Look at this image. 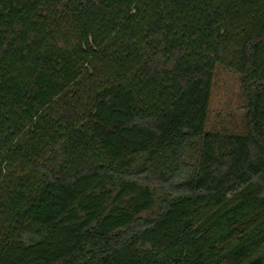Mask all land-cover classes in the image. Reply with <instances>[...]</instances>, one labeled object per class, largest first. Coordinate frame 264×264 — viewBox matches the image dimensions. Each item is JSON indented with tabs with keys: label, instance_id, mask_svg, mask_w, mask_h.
I'll return each mask as SVG.
<instances>
[{
	"label": "trees",
	"instance_id": "1",
	"mask_svg": "<svg viewBox=\"0 0 264 264\" xmlns=\"http://www.w3.org/2000/svg\"><path fill=\"white\" fill-rule=\"evenodd\" d=\"M0 264H264V0H0Z\"/></svg>",
	"mask_w": 264,
	"mask_h": 264
},
{
	"label": "rangeland",
	"instance_id": "2",
	"mask_svg": "<svg viewBox=\"0 0 264 264\" xmlns=\"http://www.w3.org/2000/svg\"><path fill=\"white\" fill-rule=\"evenodd\" d=\"M245 102L239 74L219 66L212 90L208 129L244 130Z\"/></svg>",
	"mask_w": 264,
	"mask_h": 264
}]
</instances>
